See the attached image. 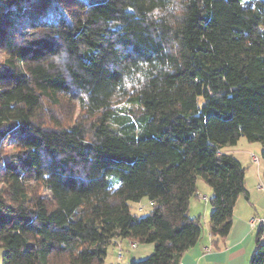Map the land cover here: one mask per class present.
I'll list each match as a JSON object with an SVG mask.
<instances>
[{"label": "trees", "instance_id": "16d2710c", "mask_svg": "<svg viewBox=\"0 0 264 264\" xmlns=\"http://www.w3.org/2000/svg\"><path fill=\"white\" fill-rule=\"evenodd\" d=\"M242 136L264 158V0H0L2 264H104L118 238L154 244L130 264H179L199 179L231 230Z\"/></svg>", "mask_w": 264, "mask_h": 264}, {"label": "crops", "instance_id": "0c3cea01", "mask_svg": "<svg viewBox=\"0 0 264 264\" xmlns=\"http://www.w3.org/2000/svg\"><path fill=\"white\" fill-rule=\"evenodd\" d=\"M224 151L234 154L245 166L247 195H241L234 208L233 224L225 238L218 239L210 231L213 188L203 179L198 180V194L191 198L189 213L201 217L203 230L199 240L187 249L179 264H250L257 247L258 233L262 225L254 227L251 217H264V158L262 144L251 142L242 136L236 144L227 145ZM256 157L257 159H255ZM200 193L206 199L199 197ZM151 203V202H150ZM112 246L119 252L120 264H130L143 259L154 251L153 243H140L128 238H118ZM110 247V246H109ZM128 248L126 255L122 253ZM108 254V252H107Z\"/></svg>", "mask_w": 264, "mask_h": 264}, {"label": "rangeland", "instance_id": "374dc122", "mask_svg": "<svg viewBox=\"0 0 264 264\" xmlns=\"http://www.w3.org/2000/svg\"><path fill=\"white\" fill-rule=\"evenodd\" d=\"M55 7L56 6H51L50 8L47 9V11H46L47 12V16L46 17L49 18L51 16L52 17H59L60 16L59 11ZM82 114H83V112L80 111V109L78 108V110L75 112V117L76 116L79 117ZM58 117L61 118V119H63V120H65L66 118H68L67 117V114H64L63 115V114H60V113H58ZM12 150H14V148H13V140L12 139H9L7 141V143H6V146H5V152H10ZM41 194L42 195H47L48 193H47V191L45 189H43L41 191ZM201 194L206 197L205 194L200 193V195ZM130 204H131L132 212L135 215H137V216H145L152 209V205H151L150 200H149L148 197H143L140 201H130ZM140 245H143V243H140ZM128 251H130V250H128V248H125L124 251L122 250V253L124 255H126V253ZM2 255H3V249H0V264H2V262H3ZM118 256H119L118 250L115 248V246L110 245V247L108 248V254H107L106 258H105L104 264H120V261H119V257Z\"/></svg>", "mask_w": 264, "mask_h": 264}, {"label": "built area", "instance_id": "2783aa9c", "mask_svg": "<svg viewBox=\"0 0 264 264\" xmlns=\"http://www.w3.org/2000/svg\"><path fill=\"white\" fill-rule=\"evenodd\" d=\"M254 158L257 159L256 157H254ZM199 197H201L202 199H206V197L202 194L199 195ZM250 224L252 225V227H254L258 224L262 225L263 229H262L261 236L264 238V217H257V216L251 217Z\"/></svg>", "mask_w": 264, "mask_h": 264}]
</instances>
